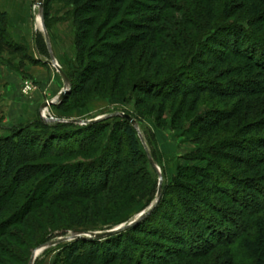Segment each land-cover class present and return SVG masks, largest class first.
<instances>
[{"label": "trees", "instance_id": "16d2710c", "mask_svg": "<svg viewBox=\"0 0 264 264\" xmlns=\"http://www.w3.org/2000/svg\"><path fill=\"white\" fill-rule=\"evenodd\" d=\"M58 4L72 8L77 67L67 72L72 89L56 110L67 111L100 92L121 98L131 62L142 52L141 65L149 73L131 81L133 94L163 106L179 102L181 118L193 119L197 143L206 141L208 153L200 166L181 169L145 221L103 241L72 242L63 251L64 264H260L264 198L245 192L248 220L238 222L213 197L239 207L241 192L264 186V0H45L47 28ZM8 34V15L0 12V52L41 63L7 40ZM36 49L50 59L42 33ZM222 103L230 110L200 112ZM224 125L236 128L214 139ZM63 141L73 146L60 147ZM144 150L137 130L118 117L82 127L52 128L39 120L0 137V254L17 243L16 228L34 237L39 213L51 216L57 203L87 202L85 216L149 206L158 181ZM64 152L87 158L64 166L41 163ZM151 155L156 160L152 149ZM48 234H38L33 248L68 235L47 239Z\"/></svg>", "mask_w": 264, "mask_h": 264}, {"label": "rangeland", "instance_id": "374dc122", "mask_svg": "<svg viewBox=\"0 0 264 264\" xmlns=\"http://www.w3.org/2000/svg\"><path fill=\"white\" fill-rule=\"evenodd\" d=\"M34 2L35 0H0V12H5L8 15L9 34L6 39L23 46L26 48L29 58L41 62L40 64H32L30 60H24L21 56L0 52V137L4 138L9 136L11 130L15 127H26L39 120H42L52 128L59 124L58 122L43 120L42 115L45 118L48 117V119L53 118L56 120L92 121L114 113H125L139 121V128L150 154L151 149L156 153V160L154 158L153 160L163 177L161 182V202L166 190L174 185L181 169L200 166L202 164L200 158L208 155V153L206 154L207 149L204 145L206 141H202L204 143H197L199 139L197 133L193 131V119H189L187 116L181 118L179 112L181 105L179 102L172 101L168 105L163 106L161 101L151 102L143 97L140 99L139 95L133 94L131 81L142 76L144 77L145 74L149 73L143 70V66L141 65L145 60L143 59L142 52L131 62V70L127 76L130 79L127 84H124L126 87L122 92L123 96L121 98H113L111 95L109 96V92H100L92 95L91 99L86 103L74 104L64 112L58 111L54 107H49L46 110L43 109L45 103L58 98L64 88V80L57 69L51 64L50 59L41 57L37 52L36 36L38 33L43 34V32L42 25L39 23V9L35 6ZM45 27L49 34L54 57L67 75V72H71L73 68L77 67L75 61V31L72 23V8L61 4L54 5L52 7L49 28H47L46 22ZM196 54L200 56L202 49L198 48ZM156 75L153 74L150 77L153 79V76ZM26 83L32 84V91L29 94L24 93ZM157 88L162 90V87ZM214 108H217V110H230L229 105L222 103L218 107L213 105L211 107L201 108L200 112L205 113ZM163 109L164 112H161ZM77 126L82 127L85 125ZM235 128V126L233 128L226 126L221 128L217 136L215 135L218 138L214 139H224ZM108 136L109 134H107L106 141L103 145L105 147L109 146ZM147 137L149 143L147 142ZM61 144L60 147H66L67 149L73 146L72 143L70 144L65 141ZM149 145H152V148ZM68 153L64 152L60 157L55 156V158L43 159L41 163L52 164L53 166H64L87 158L85 156L70 158V154ZM150 170H152L154 178L158 181L159 189V175L152 164ZM235 172L239 176L245 177V174H241L240 171L235 170ZM186 182H189V180ZM194 184H199V181ZM194 184L193 186H195ZM245 192L250 196L254 195L256 198L259 196L264 198V186H261L260 189H256L255 191L249 192L244 190L243 193L241 192V197H238L240 202L239 207H235L232 202L220 201L217 194L213 197L215 199L214 203L219 208H230L231 210L229 211L235 220L245 222L248 220L245 216V209H242V205L244 206L247 203L244 198ZM156 199L157 195L149 206L141 204L136 207L133 205L125 213H113L110 215L92 214L91 216L84 215L87 202L73 199L68 202L57 203V208L51 209V216L48 217L46 214L42 216L39 213L40 216L36 218L37 222L32 224L34 225V228H32L34 237H31L30 233L26 231L27 229L18 227L16 228L17 232H15L18 233L16 236L17 243L15 241L14 244H9L2 241L3 244H9L10 248L7 246L9 251L0 254V264H30L33 255L42 247L33 248L35 245L33 242L39 238L38 234L40 236L44 231L49 233L47 239L59 236L63 232L70 235L73 232L111 231L133 222L140 214L147 211L155 203ZM75 214H79L80 217H76ZM41 225H44L46 230ZM228 228L232 231L235 230L230 223ZM29 236V240L31 241H27ZM208 237L210 238V236ZM58 238L61 237L52 240ZM71 244L72 242H67L42 251L34 264H64L63 251ZM238 246L240 249L244 248L242 244ZM261 257L262 261L260 264H264V255H261Z\"/></svg>", "mask_w": 264, "mask_h": 264}, {"label": "water", "instance_id": "95a60500", "mask_svg": "<svg viewBox=\"0 0 264 264\" xmlns=\"http://www.w3.org/2000/svg\"><path fill=\"white\" fill-rule=\"evenodd\" d=\"M35 6L39 9V13H40V18H41V25H42V32L45 36L46 39V43L48 46V50H49V54H50V62L51 64L57 69V71L60 73V75L62 76L63 80H64V88L61 91L60 95L58 96V98L54 101L51 102H47L43 105V109H48L49 107H54L56 105H59L63 102V100L66 98V96L71 92L72 89V85L70 82L69 77L66 75V73L63 71V69L59 66L57 60L54 57L53 54V50H52V46H51V41L49 38V34L47 32V29L45 27V21H44V7H45V0H35ZM123 118L125 120H127L139 133V137L146 149V152L148 154L149 160L153 166V168L155 169V171L158 173L159 175V179H160V186L158 189V194H157V199L155 201V203L145 212H143L142 214H140L133 222H131L130 224L127 225H122L116 229H113L111 231H106V232H73L70 235L66 236V237H61L55 240H52L48 243H46L45 245H43L41 247V249L39 251H37L31 260L30 264H34L37 257L39 256V254L51 247H55L58 246L60 244L63 243H67V242H73V241H90V240H105L107 238H110L112 236L118 235L126 230H129L137 225H139L140 223H142L143 221H145L157 208V206L159 205V202L162 198V186H161V182H162V174L161 171L158 169L155 161L153 160L147 144L145 142V139L143 137V135L141 134L140 128H139V124L137 122V120H135L133 117L125 114V113H114L102 118H98L96 120H92V121H75V120H56L53 118L48 119V117H43L42 115V119L45 121H51V122H58V123H70V124H77V125H94L97 124L99 122H103L112 118Z\"/></svg>", "mask_w": 264, "mask_h": 264}, {"label": "built area", "instance_id": "2783aa9c", "mask_svg": "<svg viewBox=\"0 0 264 264\" xmlns=\"http://www.w3.org/2000/svg\"><path fill=\"white\" fill-rule=\"evenodd\" d=\"M32 91V84L31 83H26L24 87V93L29 94Z\"/></svg>", "mask_w": 264, "mask_h": 264}, {"label": "bare ground", "instance_id": "6f19581e", "mask_svg": "<svg viewBox=\"0 0 264 264\" xmlns=\"http://www.w3.org/2000/svg\"><path fill=\"white\" fill-rule=\"evenodd\" d=\"M39 23L41 24V18H39Z\"/></svg>", "mask_w": 264, "mask_h": 264}]
</instances>
